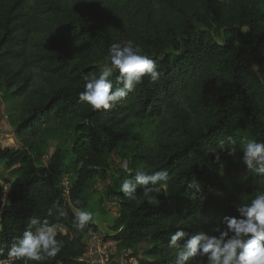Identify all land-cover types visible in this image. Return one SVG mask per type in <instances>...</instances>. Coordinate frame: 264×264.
<instances>
[{
    "label": "trees",
    "instance_id": "16d2710c",
    "mask_svg": "<svg viewBox=\"0 0 264 264\" xmlns=\"http://www.w3.org/2000/svg\"><path fill=\"white\" fill-rule=\"evenodd\" d=\"M131 1L133 15L123 34L116 16L90 17L63 0H0V91L19 143L0 146L11 179L0 215V259L7 258L13 239L36 216L67 232H57L64 242L61 252L41 264H82V239L97 226L92 220L77 229L74 210L88 205L96 177L112 181L108 198L120 201L107 234L136 256L135 247L144 244L142 264H176L169 239L178 228L189 235L211 231L223 216L239 215L234 205L250 203L264 192V177L247 170L240 150L244 140L264 142V0ZM200 22L216 26L221 39L199 31ZM128 40L155 62L159 78L152 83L145 77L115 107L93 111L79 99L84 78L101 71L98 62H106L113 43ZM29 67H41L48 75V94L33 85ZM118 74L110 77L114 88ZM131 119L161 121L156 142L136 146L124 169L113 165L112 153L123 148ZM72 122L73 146L57 143L45 160L49 140L58 141L55 132ZM228 136L236 141V154L221 151L217 159L212 149L219 151L218 142ZM161 169L169 179L160 193H152L158 205L147 203L142 188L134 200L120 191L138 170ZM221 170L242 177L233 181ZM64 173L74 176L69 199L58 177ZM192 180L202 187L195 200L186 188ZM54 203L64 217L47 216ZM188 264L207 261L196 258Z\"/></svg>",
    "mask_w": 264,
    "mask_h": 264
},
{
    "label": "clouds",
    "instance_id": "9594fccd",
    "mask_svg": "<svg viewBox=\"0 0 264 264\" xmlns=\"http://www.w3.org/2000/svg\"><path fill=\"white\" fill-rule=\"evenodd\" d=\"M106 63L101 71L85 77L84 90L79 93L81 102H85L93 111L107 110L115 107L137 85L143 83L145 77L155 83L159 78L155 62L141 53L138 45L128 40L123 43H113L105 57ZM254 70L256 66H253ZM115 72L116 87L110 77ZM236 144L233 137L228 136L218 142V149H212L216 158L221 151L235 155ZM240 150L243 153L242 162L248 171L264 177V142L244 140ZM223 175V170H221ZM169 179L167 170L148 172L138 170L131 179H125L120 185V191L130 200L136 199L138 187L143 189L147 203L158 205L159 201L152 195L160 193ZM186 188L190 199L195 200L202 191L201 183L188 181ZM238 216L225 215L219 224L208 230H200L195 234H187L182 228L170 235L169 247L175 248L176 264H188L190 260L204 258L207 264H264V192L253 198L250 203L234 205ZM55 210V211H54ZM56 215L59 219L66 213L58 204H53L47 211V216ZM75 226L83 230L93 220L90 211L74 210ZM58 225L47 219L41 221L38 217L29 218L26 230L22 236L15 237L8 249L7 258L0 264H15V261L41 262L55 258L62 250L64 242L57 239ZM184 240L183 244L179 242ZM4 249L0 246V256Z\"/></svg>",
    "mask_w": 264,
    "mask_h": 264
},
{
    "label": "rangeland",
    "instance_id": "374dc122",
    "mask_svg": "<svg viewBox=\"0 0 264 264\" xmlns=\"http://www.w3.org/2000/svg\"><path fill=\"white\" fill-rule=\"evenodd\" d=\"M63 2L70 8L82 9L83 11L87 12V15L90 17L94 14H99L100 16L105 15L107 17H109L111 14L116 16L120 21L119 23L121 25V32L123 34L126 33L125 31L127 22L130 17H132V12L134 10L132 5L133 2L131 0H111L106 3L98 4L95 0H63ZM89 5H91L90 8H88ZM197 28L199 29V31L210 32L211 35H214L218 40L221 39L220 31L216 26L210 27L205 23L200 22ZM80 59L81 56L76 57L75 60L79 61ZM106 63L108 62H98L100 70ZM28 72L33 75V85L48 94V92H50L51 90V84L48 79V75L43 71V69L41 67H29ZM181 104L183 105V103ZM7 109L8 105L4 98L3 92L0 91V146L15 148L19 145V143L14 135V126L9 120ZM130 121L132 122L130 130L127 133L124 141L121 143V147L124 145L123 148L115 149L112 153L113 165L122 167L124 169H127V154L131 151H134L136 146L141 149L142 147L153 145L156 142L157 127L160 124L161 119L152 120L147 123L133 119H131ZM75 125L76 122L69 123L64 126V128H61L55 132V134L58 135L59 140H49L47 146L48 155H46L45 160H47L49 155L54 151L55 145L57 143H62L68 148L73 146L72 142L75 135ZM8 175L9 169L6 166L5 161L0 160V215L4 210L7 194L11 187L8 182L11 179H8ZM223 177L231 179L233 181H238L239 179H241L242 174L234 171L223 170ZM111 184L112 181L108 179L96 177L93 181V184L91 185V188L88 191V195L91 196L92 199L94 193L98 192L102 194L105 200L102 205L106 203V205L104 206L105 209L104 207H102L101 210L97 211V213L99 214V216L105 217L106 220L113 219L115 221L118 216V213L116 212L117 209H119L120 201L116 198H108L107 193ZM90 190H92L93 192H91ZM115 201H118V203L114 204L113 202ZM82 210L90 211L93 215L96 214L93 208V203H90ZM115 214L117 216L114 217ZM100 232L104 233V231L102 230ZM144 246V244H141L135 247V250L139 251L137 255L139 258H144V255L142 254ZM131 251L133 252L134 250L131 249Z\"/></svg>",
    "mask_w": 264,
    "mask_h": 264
},
{
    "label": "built area",
    "instance_id": "2783aa9c",
    "mask_svg": "<svg viewBox=\"0 0 264 264\" xmlns=\"http://www.w3.org/2000/svg\"><path fill=\"white\" fill-rule=\"evenodd\" d=\"M63 196L69 199L70 188L74 176L64 173L58 175ZM117 204L118 201L113 202ZM58 231L66 234L62 227ZM57 231V232H58ZM84 253L78 258L82 264H142L140 258L132 254L131 250L119 248V241L114 236L102 233L99 230L89 229L83 239ZM4 260V259H0ZM19 261H15L17 264Z\"/></svg>",
    "mask_w": 264,
    "mask_h": 264
},
{
    "label": "crops",
    "instance_id": "0c3cea01",
    "mask_svg": "<svg viewBox=\"0 0 264 264\" xmlns=\"http://www.w3.org/2000/svg\"><path fill=\"white\" fill-rule=\"evenodd\" d=\"M104 201L105 200H104L103 195L97 192L93 194L92 199H90L88 202V205L90 203H93V208L96 213L93 215V223L97 226V230H100V231L102 230L104 231V233H108L109 231H111L110 227L112 226L114 220L109 219V216H108L109 220H106L105 217L99 216V214L97 213V211L101 210V208L106 205V203L102 205ZM116 213H118L117 215H119V209H117ZM117 215L115 214L114 217Z\"/></svg>",
    "mask_w": 264,
    "mask_h": 264
}]
</instances>
